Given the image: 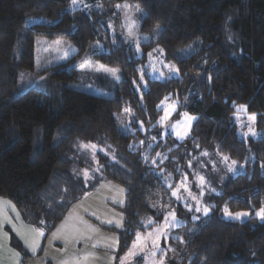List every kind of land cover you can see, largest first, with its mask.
I'll use <instances>...</instances> for the list:
<instances>
[{
  "label": "trees",
  "instance_id": "16d2710c",
  "mask_svg": "<svg viewBox=\"0 0 264 264\" xmlns=\"http://www.w3.org/2000/svg\"><path fill=\"white\" fill-rule=\"evenodd\" d=\"M125 4L139 8L136 29L150 36L139 43L140 52L104 26L127 8L115 5ZM40 38L65 39L74 53L66 63L36 69ZM152 46L174 62L178 77L146 76ZM91 47L94 61L118 70L116 81L93 69L81 79L77 67H68ZM28 72L43 75L45 87L21 88L19 78ZM190 74L199 76L197 87L170 119L180 111L195 119L178 141L158 120L162 102L180 99ZM86 84L112 95L80 87ZM240 105L264 130V0H0V197L42 229L43 239L72 203L108 181L124 191L121 227H104L117 234L114 264H121L138 231L171 208L183 223L161 239L156 256L164 264H264V218L221 215L225 207L252 211L264 204V135L239 138L232 115ZM123 108L133 113L131 132L118 129L115 114ZM82 144L96 145L93 158ZM193 147L214 149L243 169L197 218L170 192ZM168 174L172 183L165 185ZM30 257L23 255L20 264Z\"/></svg>",
  "mask_w": 264,
  "mask_h": 264
},
{
  "label": "rangeland",
  "instance_id": "374dc122",
  "mask_svg": "<svg viewBox=\"0 0 264 264\" xmlns=\"http://www.w3.org/2000/svg\"><path fill=\"white\" fill-rule=\"evenodd\" d=\"M126 9L122 10L123 8ZM115 10H122L120 15L115 12L110 15L107 19H105V29L108 30L111 36H120L125 38L127 41H131L134 43L138 52H140V44L141 42H147L150 40V36L146 34L139 33L137 31V16L139 15V8L134 5H120L117 7L115 5ZM135 21V25L132 26V36H129V24L131 21ZM154 35V34H152ZM133 44V45H134ZM94 51V48H90L85 51L82 57L75 59L69 66H75L80 70L81 79L87 76L89 70L93 69V72H97L103 75H107L112 77L115 81L116 74H113L111 71H105V69H116L114 67H110L101 62H96L93 60L91 56V52ZM74 53L73 46L69 43V41L65 39H37L36 42V50H35V63L36 69H42L45 67H50L52 65H56L59 63H66L69 58ZM145 74L149 78L165 80L170 78L178 77V71L171 59H167L165 57L164 52L158 46H152L151 50L147 52V60L145 63ZM117 70V69H116ZM42 76H38L35 72H28L24 75H21L19 78V86L23 89L27 88L29 85L36 84L38 88H44V81ZM199 80V76L190 74L186 83L181 89L180 99L178 100H165L161 106L162 114L159 117L158 123L162 124L166 131L169 132L176 138L178 141L185 140L189 134L190 126L193 120H188L185 114L190 117H194L187 111H180L179 116L175 119H170V116L178 109V107L182 106L186 101L187 97L191 94V92L197 87V83ZM145 87V81L141 77L140 81ZM80 87L84 89H92L91 92L95 94H106L112 95L110 92H106L99 87L89 86L88 84ZM167 114V115H166ZM251 114H247L243 109L237 108V111L232 115V120L236 125V132L239 138L246 140L248 138H259L264 135V130L259 129L256 126V116L254 121L249 120V116ZM118 129L123 132H131L133 127L134 116L133 113L127 109L123 108L119 113L115 114ZM163 117H166L162 120ZM166 121V122H165ZM140 123V122H139ZM141 125L138 124V127ZM249 127L253 128L256 135H252L249 133ZM177 132L181 133V136L177 135ZM247 133V135H245ZM247 141V140H246ZM84 148V147H83ZM85 149V148H84ZM90 156H94L95 149L86 148ZM205 153H207L205 155ZM225 156L220 155L214 149H203L200 147H193L190 150V158L186 164L184 170L181 171L177 182L171 188V196L176 201V203L180 204L193 218L199 217L201 215H206L203 212L205 207L208 208V213L210 211L211 205V196L216 195L220 192L221 186L230 178L236 175L237 173H241L243 171L242 167L239 165L232 164L231 159H224ZM231 169V170H230ZM186 177V179H185ZM201 177H203V182H201ZM173 174H168L167 176H163V183L165 185H169L172 183ZM183 182L187 185V190L184 188H180L178 199L177 196H174L172 193L176 189L178 185ZM195 197V199H193ZM200 208L201 211H196L197 208ZM262 208H264V204L255 210H246V211H235L231 212L233 214L238 212H246L247 216H241L240 218L230 217L225 214V209H223L222 217L226 220L232 221H243L249 218L256 219L258 221L262 220L260 216L257 215ZM20 212V211H19ZM175 214V220H173L172 214ZM207 213V214H208ZM93 223L100 227L108 226V224L104 221V217L99 216H90ZM183 223V219L177 215L176 209H169L164 214L162 220L158 223L152 225L150 228L145 229L144 231H138L142 237L146 238V245L143 247L133 248V242L136 240L137 233L135 235L134 240L129 246L126 253L122 256L125 257L127 253L133 251L136 253L134 256H128L125 264H160V261L163 260L161 258H157V253L159 250L153 247L152 241L157 240L159 244V248L161 249V239L167 235V233L179 227ZM115 226V222L111 224ZM104 228V227H103ZM157 229H162L163 234L157 232ZM151 233L152 236L149 237L148 234ZM13 232H10V239L15 240L16 237ZM19 242V241H18ZM15 247V246H14ZM17 249V248H16ZM155 251L156 255L152 256V252ZM20 253V263L23 255L29 254L28 251L21 247ZM30 255V254H29ZM256 261H253L252 264H255Z\"/></svg>",
  "mask_w": 264,
  "mask_h": 264
},
{
  "label": "crops",
  "instance_id": "0c3cea01",
  "mask_svg": "<svg viewBox=\"0 0 264 264\" xmlns=\"http://www.w3.org/2000/svg\"><path fill=\"white\" fill-rule=\"evenodd\" d=\"M123 202L124 191L120 186L108 181L100 182L95 189L71 204L64 218L44 239L42 236L38 238L39 247L34 253L25 240L31 243L33 233L30 230L38 228L25 222L16 206V211L6 207L4 211L19 229V234L11 223H5L0 228V232L7 234L0 236V264H11L13 260H20L21 257L14 256L19 250L14 247L10 232L15 234L14 241H19L18 243L31 255L24 264H61L64 260L72 261L76 258L83 261L85 257L86 264H114V253L118 248L117 234L103 227H121L123 215L119 208ZM99 215L105 218V222L112 220L116 225L112 226L109 223L103 227L95 225L90 216ZM54 234L57 236L54 237Z\"/></svg>",
  "mask_w": 264,
  "mask_h": 264
},
{
  "label": "snow or ice",
  "instance_id": "6c2138e0",
  "mask_svg": "<svg viewBox=\"0 0 264 264\" xmlns=\"http://www.w3.org/2000/svg\"><path fill=\"white\" fill-rule=\"evenodd\" d=\"M77 3H78V0H72V4L73 5H76ZM117 7H120V5H117ZM134 25H135V21L133 20L129 24V36H132L133 35V33H132V26H134ZM105 71H111L113 74H115L118 70H116V69H112V70L105 69ZM239 108L240 109H243L244 111H246V106H244V105H240ZM185 116L187 117L188 120L195 119V117L187 116V114H185ZM255 116H256L255 113L251 114L249 116V120L250 121H254L255 120ZM165 118L166 117H163L162 120L165 119ZM248 131L252 135H256V133H255V131H254L253 128L249 127V130ZM177 135L178 136H181V133L177 132ZM245 135H247V133ZM82 147L95 149L96 148V145H92V144H82ZM206 154L207 153H205V155ZM157 155H160V154L158 153ZM224 159L227 160L228 157H225ZM153 162L155 163V161H153ZM232 164L235 165L236 164V161H232ZM98 170L99 169H97V171ZM84 175L87 177L88 176V172L85 171ZM185 179H186V177H185ZM200 179H201V182H203V177H201ZM180 188H184L185 190H187V185L184 184L183 182H181V184L178 185L176 187V189L173 191L172 194L174 196H177L178 199L180 198V196H179V190H180ZM193 199H195V197H193ZM6 207H10L13 211H16L15 205L12 204L11 201H6L3 198H0V228H2V225L5 224V223H11V224H13V229L16 230L18 232V234H19V229L16 228V225L12 222V219L9 216H7L6 213H5V211H4V209ZM196 211H201V209L198 207L196 209ZM203 212L205 214H207L208 213V208L205 207L203 209ZM225 214L228 215V216H230V217H234V218H240L241 216H247L248 215V213H246V212H238V213L233 214V213H231V212L228 211L227 207H225ZM257 215L260 216L261 218H264V208H262L259 212H257ZM172 216H173V220H175V214L174 213L172 214ZM18 217H19V213H17V218ZM194 218H196V217H194ZM106 223L112 224V223H114V221L109 220V221H106ZM116 223H118V222H116ZM92 230L95 231V229H92ZM30 231L33 233V238L31 240V243H29L28 240H25V243L28 244V247L34 253L36 251V249L39 247V239L38 238L41 237V236H43L44 233H43V230L42 229H36V228H32ZM157 232H160L161 234H163V230L162 229H157ZM6 235H7L6 233L0 232V236H6ZM56 236H57V234H54V237H56ZM148 236L151 237L152 234L149 233ZM152 244H153V247L155 249L162 251V249L159 248V244H158L157 240H153L152 241ZM145 245H146V238L142 237L140 233H137L136 240L133 242V248H136L138 246L139 247H143ZM151 254H152V256H155L156 255V252L153 251ZM19 255H20L19 253H14V256L17 257V258L19 257ZM134 255H136V253L133 252V251H130L129 253H127L125 257L121 258V264H125V261H126V259H127L128 256H134ZM86 260H87V257H85L83 261L80 258H76V259H74L72 261L64 260V261L61 262V264H86ZM11 264H19V259L13 260L11 262ZM160 264H164L163 260L160 261Z\"/></svg>",
  "mask_w": 264,
  "mask_h": 264
}]
</instances>
